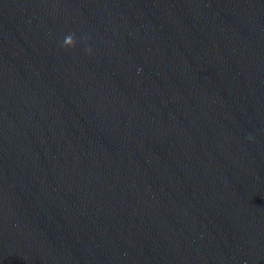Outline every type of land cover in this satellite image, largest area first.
I'll return each mask as SVG.
<instances>
[{
    "label": "water",
    "instance_id": "95a60500",
    "mask_svg": "<svg viewBox=\"0 0 264 264\" xmlns=\"http://www.w3.org/2000/svg\"><path fill=\"white\" fill-rule=\"evenodd\" d=\"M0 264H264V0H0Z\"/></svg>",
    "mask_w": 264,
    "mask_h": 264
}]
</instances>
